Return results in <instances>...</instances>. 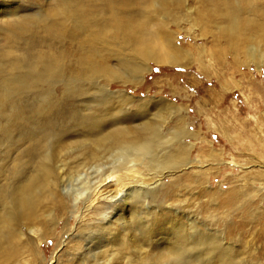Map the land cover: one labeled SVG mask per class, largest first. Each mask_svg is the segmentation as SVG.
Wrapping results in <instances>:
<instances>
[{"label":"bare ground","instance_id":"6f19581e","mask_svg":"<svg viewBox=\"0 0 264 264\" xmlns=\"http://www.w3.org/2000/svg\"><path fill=\"white\" fill-rule=\"evenodd\" d=\"M185 2L186 0H0V118L9 116L10 121H18L30 116L33 119L35 114L40 115L39 112L46 115V110L52 112L57 106L55 111L69 106L72 110L78 109L73 111L78 113L76 116L72 114V120L74 116L75 119L79 116V122L89 121L91 130L88 135H77L80 136L77 142L57 138L59 147L53 148L51 145L47 152V138L51 137L53 144L58 134L54 137L55 133L51 128V131L49 129L45 133V130L39 132L40 129L39 133H29L28 130H21V124L15 122L18 136L16 141H24L28 148L24 147L26 149L22 153V148L19 149L20 152H17L21 156L14 158L12 165L6 169V174H0V264H19L25 254L27 257H37L40 241L48 239V216L52 211L58 210L60 214L78 212L77 218L81 223L84 220L94 222L91 214L99 213L101 201H106L102 213L106 239L95 251L87 246L83 254L92 258L100 255L102 260L97 264H126L130 262L124 252L130 250L137 256V264H146V247L150 245L151 237L143 230L139 233V241L132 236L128 227L131 219L137 218L138 223L141 221L131 209L126 208V198L132 190L130 185L134 183L130 174L139 173L138 170L143 167H150L154 175L148 182L155 185L162 177L163 169L175 170L186 165L191 145H185L182 140L188 134L181 127L168 138H163L157 131L158 121H146L131 128L126 125L129 122L125 117L107 119L106 123H101L93 115L102 104L105 103L102 109H106L111 102L110 94L101 88L99 81L110 83L132 77L135 80L145 70L147 62L174 65L188 54L186 49L177 44L179 34L176 35V31L169 27L172 24L177 29L174 23L177 18L171 16L170 7L180 9ZM195 3L202 7L196 17L200 22H205L204 29L209 22H215L219 34L229 38L230 47L245 50L249 61L254 62L258 68L264 65V50L261 49L264 47V0H196ZM205 35L206 33L201 34ZM55 86L60 88L59 97L53 93ZM89 94L90 97H87ZM38 96L44 98L40 106H23V99L32 100ZM84 96L87 106L83 109L93 111L90 114L82 113L81 105L71 103ZM119 98L120 101L124 99ZM126 101L124 99L122 103ZM161 105L170 114L179 113L181 120V108L168 103ZM59 113L58 110V115ZM52 119L55 122L57 120ZM122 124L126 126L118 127ZM4 129L0 126V130ZM7 137L9 139V135ZM4 141L6 144V140ZM56 149L62 150L56 152ZM6 151L5 154H8ZM0 156L2 157L1 154ZM143 160H146V165L142 164ZM85 167L90 171L87 174ZM66 175L75 181L73 187L68 189L70 192L65 191L67 187L63 183ZM137 182L138 186L144 185ZM81 200H84L82 209L77 205ZM233 200L234 198H230L229 201ZM112 205L119 209L112 210ZM41 219L45 220L46 225H42ZM118 220L121 229L115 233L113 227ZM23 229L35 238L27 242L22 234ZM125 234L128 238L124 241L122 237ZM202 238L201 243L207 246L202 255H209L213 236ZM181 239L180 235V248L183 245ZM110 244L114 248L120 244V247L109 252ZM162 244L157 245L159 250L150 260L157 263L167 261L180 250L174 249V246L162 248ZM213 257L208 256L205 264H245L242 260L233 259L231 253L219 260ZM173 260L177 262V259ZM183 264H190V261Z\"/></svg>","mask_w":264,"mask_h":264},{"label":"rangeland","instance_id":"374dc122","mask_svg":"<svg viewBox=\"0 0 264 264\" xmlns=\"http://www.w3.org/2000/svg\"><path fill=\"white\" fill-rule=\"evenodd\" d=\"M195 1L186 0L180 9H176V6L170 7L171 16L177 18L176 22L173 21L177 29L172 24H169V27L176 31V35L179 34L177 44L186 49L188 54L174 65L147 62L145 70L135 80L132 77L110 83L99 81L101 88L110 94L111 102L107 104L106 109L103 108L104 111L102 107L105 103L99 107L100 109L97 108L93 118L106 123L107 119L125 117L129 122L126 125L131 128L138 127L146 121H158L157 131L163 138H168L181 127H184L188 134L182 140L185 145H191L186 165L175 170L163 169V175L155 185L148 182L154 175L150 167L142 166L144 169L138 170L139 173L130 174L134 183L130 185L132 190L126 198V208L131 209L134 216L139 217L141 221L138 223L137 218L131 219L128 227L132 231V236L139 241L141 237L139 233L143 230L151 237V243L146 247L148 256L146 264H183L187 261H190V264H205L208 256H214L215 260L216 258L219 260L228 253L233 255V259L242 260L245 264H264V65L258 68L254 62L249 61L245 50L230 47L229 38L219 34L215 22H209L204 29L205 22H200L196 17V13L202 7ZM202 33L206 35L201 36ZM261 49L264 50V47ZM59 90V86L53 87V93L57 97L60 96ZM88 96L90 97V94ZM119 97H124L127 101L122 103L124 99L120 101ZM85 98L84 96L75 99L71 103L81 105V112L90 114L93 111L83 109L87 106ZM43 99L40 96L32 100L23 99V106L32 104L38 107ZM165 103L183 110L181 120L179 113L170 114L165 106L161 105ZM67 107L59 108V115L58 110L55 111L58 106L52 112L46 110L49 117L45 111L46 115L39 112L40 115L35 114L33 119L29 116L18 121L12 119V122L9 116L0 118L1 128L6 127L4 131L0 130L1 175L6 174L5 171L12 165L14 158L20 155L18 153L21 148L23 151L20 153L25 152L24 147L28 146L24 141H16L18 136L15 124L18 122L21 124L19 125L21 130L24 129L26 132L28 130L39 133L45 130L43 132L45 133L51 128L55 133L54 137L58 134L53 143L57 144L56 146L52 144L51 137L47 138L46 146L44 143L47 152L51 145L53 148L59 147L57 139L59 137L77 142L81 135L90 133L89 121L79 122V116L75 119L78 112H73L78 109L72 107V110ZM73 113L75 116L73 115L72 120ZM52 118L57 119L58 124ZM45 126L48 128L47 131L44 129ZM77 127L80 128L76 129ZM4 133L9 135L10 140ZM61 150L56 149V152ZM5 151L10 156L5 154ZM142 164L146 165V160H143ZM84 170L85 174L90 172L87 167ZM63 180L67 187L65 191L70 192L68 189L73 187L75 181L69 179L68 175L64 176ZM137 181L144 185L138 186ZM62 195L67 197L64 192ZM230 198H234L235 201L230 202ZM105 203L106 201L99 203V213L91 214L97 223L88 220L81 223L77 218L78 212L60 214L58 210L52 211L48 216L50 221L48 226L50 232L46 236L48 239L45 242L43 239L40 241L37 257H27L25 254L19 264L100 262L102 260L100 255L92 258L83 252L87 246L95 251L106 239L104 234L106 226L102 217ZM77 205L82 209L84 200L79 201ZM116 208H118L116 205H112V210ZM119 220L113 227L115 233L121 229ZM41 221L43 226L46 225L44 219ZM22 232L27 242L35 238L25 229ZM180 235L183 243L181 248ZM207 235L213 236V244L210 254L202 255L204 247L207 246L201 243L200 238ZM123 236L125 241L128 236L126 234ZM157 239L160 240L155 241ZM159 243H163L162 248L174 246V249L180 250L167 261L157 263L150 259L157 249L159 250L157 246ZM112 245H109V252L120 247V244L115 245V248L111 247ZM124 253L131 264H137L135 254L130 250ZM173 259H177L178 263Z\"/></svg>","mask_w":264,"mask_h":264}]
</instances>
